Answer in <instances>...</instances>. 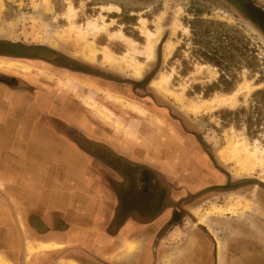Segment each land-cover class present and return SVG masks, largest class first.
Masks as SVG:
<instances>
[{"label": "rangeland", "instance_id": "obj_1", "mask_svg": "<svg viewBox=\"0 0 264 264\" xmlns=\"http://www.w3.org/2000/svg\"><path fill=\"white\" fill-rule=\"evenodd\" d=\"M108 5L116 7L107 9ZM188 7L199 9L204 18L236 26L245 36L243 55H233L229 72L199 61L193 55L186 23L192 17ZM252 10L258 11L262 20L255 19ZM89 19L97 22L113 19L109 30H121L136 42L135 47L142 54H135L122 41L109 39L107 33L94 38L99 49L94 62L103 63L101 67L124 79L134 80V83L119 85L121 89L123 86L129 89V93L123 92L122 98L96 86L111 82L93 78V84L85 83L86 75L68 72L64 67L53 71V61L45 59L47 63L41 65L46 70L31 65L34 62L29 58L14 59L4 56L10 54L0 53V60L5 62L14 60L30 64L29 68H24L4 63L0 68L39 76L53 83L62 96H69L83 105L89 102L92 107L87 105V111H92L94 120L102 116L106 121L105 129L132 142L141 139L139 145L148 147L169 129L159 123L148 125L146 109L133 101L139 99L131 90L145 86L159 102L172 107L173 117L184 118V125L179 126L200 132L205 150L210 152L222 174L214 189L206 187L207 184L203 188L200 184V198L186 205V213L182 212L166 224L163 233L158 234L160 240H155L158 252L156 257L152 256L150 264H264V179L261 170L254 167L248 172L240 171L233 160L225 161L219 153L230 137L234 140L244 137L251 144L258 140L264 150V0H0V45L12 43L17 48H47L61 55L56 62L63 65L67 61L65 55L84 58L77 52L72 27L86 24ZM184 27L188 28V33ZM149 32L155 35L151 57L147 55ZM167 43L175 44L169 57H165ZM104 47L114 53L115 61H104ZM119 55L127 59L133 56L141 61L140 73L136 74ZM161 74H171L168 86L183 91V102L175 101L155 87L154 80ZM238 87H241L239 103L233 109L225 106L197 113L184 109V104L192 100L210 98L215 93H231ZM248 89L250 93L245 96ZM117 123L134 133L136 140L115 129ZM18 238L14 251L5 252L13 264H35L39 258V264H61L62 259H73L69 251L58 252L60 248L28 249L26 244L34 242V235L23 234ZM137 238L144 239L143 236ZM0 253L5 256L2 251ZM128 261L131 263L132 259Z\"/></svg>", "mask_w": 264, "mask_h": 264}, {"label": "crops", "instance_id": "obj_2", "mask_svg": "<svg viewBox=\"0 0 264 264\" xmlns=\"http://www.w3.org/2000/svg\"><path fill=\"white\" fill-rule=\"evenodd\" d=\"M4 56L29 58L38 69L47 63ZM69 56L104 66L95 57ZM51 65L53 71L63 67L56 61ZM96 86L119 98L129 93L117 83ZM133 101L146 109L148 125L169 129L152 147L139 145L141 139L119 123L123 129L117 124L115 129L135 142L105 129L102 116L94 120L87 105L62 96L53 83L0 68V251L5 257L10 260L5 252L14 251L19 236L30 234L34 242L57 241L58 252L69 251L78 264H150L157 256L158 234L173 214L168 203L200 184L219 185L221 170L200 132L179 126L184 118L175 119L164 108ZM179 172L177 180L192 178L199 184L170 196L167 181ZM142 236V241L137 238ZM132 243L135 250L128 256Z\"/></svg>", "mask_w": 264, "mask_h": 264}, {"label": "bare ground", "instance_id": "obj_3", "mask_svg": "<svg viewBox=\"0 0 264 264\" xmlns=\"http://www.w3.org/2000/svg\"><path fill=\"white\" fill-rule=\"evenodd\" d=\"M107 9H114L113 5L106 6ZM144 21V20H143ZM113 19L109 21L101 20V22H97L94 19H89L86 24H74L73 31L76 34L75 42L77 46V52L88 59H93L95 55L98 53L99 49L95 44L94 38L101 33H107L109 39H116L122 41L129 48H132L135 54L142 55L139 50L135 47V41L130 37L126 36L121 30H109V27L112 25ZM186 33H188V28L184 27ZM155 35L149 32V45H148V57H151V46L154 43ZM174 43H167L165 47V57H169L172 54L174 49ZM126 54V53H124ZM103 59L106 62L115 61V55L108 48L104 47L102 50ZM121 59L130 66L136 74H139L142 68V62L136 59L135 57L125 58V55L119 56ZM7 64H17L21 65L24 68H29L30 65L24 64L21 62H5L4 60H0V65ZM205 65H200V67H204ZM171 79V74H161L157 79L154 80V85L157 89L163 92L165 95L173 98L177 102H183V91H177L176 88L172 89L168 86V82ZM247 90V96L250 91ZM241 92V87L236 88L231 93H215L210 98L199 99L198 101L192 100L188 104H184V109L191 112L197 113L200 110L205 111H213L214 109H218L220 107H228L235 108L239 103V94ZM86 105L92 107L89 102H86ZM117 126L123 129L122 126L117 124ZM221 157L225 161L233 160L236 163V167L238 170L243 172H248L254 167H259L261 170V177L264 179V150L260 146L258 140L255 141L254 144L247 142L244 137H240L237 140H234L233 137L227 139V141L223 144L221 149L219 150ZM1 184V182H0ZM27 248L30 250H48L59 247L57 241L48 240V241H36L34 243L28 241ZM136 243H132L128 246L126 254L130 256L135 250ZM0 264H13L7 257L0 253ZM61 264H78L74 260L71 259H62Z\"/></svg>", "mask_w": 264, "mask_h": 264}, {"label": "trees", "instance_id": "obj_4", "mask_svg": "<svg viewBox=\"0 0 264 264\" xmlns=\"http://www.w3.org/2000/svg\"><path fill=\"white\" fill-rule=\"evenodd\" d=\"M187 11L192 15L186 23L190 29V42L192 44L193 55L199 61L201 59L203 62L219 66L220 69H226L229 72V66L233 63V55H243L245 43H243V39L245 36L234 25L219 20L204 18L199 9L188 7ZM252 12V16L255 19L262 20L261 14L258 11L252 10ZM232 51L234 53H231ZM65 56L64 58L67 61L62 63L64 69L80 76L86 75L84 78L89 79V81H93V78L94 80L101 78L103 81L117 83L118 85L134 83V80L124 79V77H121L122 75L96 66L89 61H83L82 59L69 55ZM138 88L141 91H138ZM135 92L139 100L147 101L150 106L156 109L164 108L166 109L167 115L173 116L172 107L167 103L159 102L154 95L145 90V86L143 88L136 87ZM173 118L178 119L176 117Z\"/></svg>", "mask_w": 264, "mask_h": 264}, {"label": "flooded vegetation", "instance_id": "obj_5", "mask_svg": "<svg viewBox=\"0 0 264 264\" xmlns=\"http://www.w3.org/2000/svg\"><path fill=\"white\" fill-rule=\"evenodd\" d=\"M178 174H179V176L181 175L180 172L170 175L171 177H174L173 178L174 180L167 181L168 191H169V195L170 196H172L175 192L181 191L184 188L187 189L188 188V186H187L188 184H194V186H193L194 189L196 188L195 185L199 184V183L196 184L197 181L192 179V178H189L188 180H186V179L185 180H177L176 177H177ZM184 175H185V177L187 176V174H184ZM187 193L188 192H185L183 194L184 196H182V197H184V198L182 200L178 199L176 202L168 203L169 205L171 204V206L169 208L173 209V214H172V217H171L170 220H174L175 218H178V216L182 212L186 213V210H187L186 209V205H187L186 202L190 203L191 201L200 198V189L194 190L193 192H190V194H187Z\"/></svg>", "mask_w": 264, "mask_h": 264}, {"label": "water", "instance_id": "obj_6", "mask_svg": "<svg viewBox=\"0 0 264 264\" xmlns=\"http://www.w3.org/2000/svg\"><path fill=\"white\" fill-rule=\"evenodd\" d=\"M0 46L3 47V50H1L0 53L10 54L12 56L38 57L48 61H56L59 57V55H56L55 52L43 47L18 46L17 48L12 43L10 44L4 43L1 44Z\"/></svg>", "mask_w": 264, "mask_h": 264}]
</instances>
